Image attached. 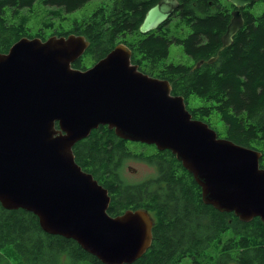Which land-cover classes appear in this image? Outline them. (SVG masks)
<instances>
[{"label": "water", "instance_id": "water-1", "mask_svg": "<svg viewBox=\"0 0 264 264\" xmlns=\"http://www.w3.org/2000/svg\"><path fill=\"white\" fill-rule=\"evenodd\" d=\"M228 1L235 8L221 49L244 26L243 9L258 0ZM179 5L159 0L146 11L140 32L158 28ZM89 45L85 35L71 32L23 36L0 52L2 206L33 212L44 231L75 239L105 264L140 258L152 245L156 216L144 207L111 215L108 188L74 153L78 141L107 125L124 140L170 150L193 174L204 203L264 224L263 151L222 137L195 118L168 79L133 63L124 42L90 67H74Z\"/></svg>", "mask_w": 264, "mask_h": 264}, {"label": "trees", "instance_id": "trees-1", "mask_svg": "<svg viewBox=\"0 0 264 264\" xmlns=\"http://www.w3.org/2000/svg\"><path fill=\"white\" fill-rule=\"evenodd\" d=\"M36 1L57 7L52 12L58 15L59 10L72 12L90 0H0V52H7L23 36L47 38L39 31L29 35L25 16L18 23L13 21L21 9L31 8ZM158 1L101 0L92 13L76 18L70 29L53 34L85 35L90 40L85 52L90 51L95 62L117 43H126L132 49L133 63L146 73L168 79L172 93L185 97L195 118L212 126L211 117L218 113L226 124L225 137L260 149L264 156V8L256 14L249 9L253 4L247 5L244 26L233 43L221 49L235 8L230 1L179 0L167 21L140 32L146 11ZM174 43L182 46L191 63L168 61ZM213 56L217 59L207 62ZM202 59L205 62L195 68ZM73 66L87 68L81 57ZM192 95L198 104L190 105ZM127 143L114 129L100 125L75 144L74 153L83 169L110 191L111 215L148 207L156 216L152 245L130 264H180L187 257L185 264H264L261 218L245 222L234 212L204 203L193 174L167 149L140 155L158 165L156 178L139 184L124 182L119 174L121 159L129 153ZM0 245L10 246L0 252V264L4 257L6 264H105L75 239L44 231L33 212L6 209L1 203Z\"/></svg>", "mask_w": 264, "mask_h": 264}, {"label": "rangeland", "instance_id": "rangeland-1", "mask_svg": "<svg viewBox=\"0 0 264 264\" xmlns=\"http://www.w3.org/2000/svg\"><path fill=\"white\" fill-rule=\"evenodd\" d=\"M101 0H90L82 7L78 8L72 12H66L59 10V14L56 15L52 11L57 10V7L43 4L41 1H36V3L31 8H23L20 11L19 15L14 16L13 21L17 23L22 19L23 16L27 18L25 23L26 32L29 35H35L38 31L44 33L45 37L53 35L54 32L65 31L70 29L73 26L74 20L81 19L83 16L90 14L97 7V4ZM264 8V1L258 0L253 4L249 9L256 14L261 13ZM11 9L8 8V13H11ZM169 62L174 63H191L192 60L189 58L188 54L183 50L180 44H172L170 47V54L168 57ZM81 62L83 66L90 67L94 64L95 60L90 51L85 52L81 57ZM196 96H191L190 105L198 104L194 102ZM202 104V103H200ZM211 124L214 127L220 136L225 137L226 134V124L220 118L218 113H214L211 117ZM142 142L139 141H130L128 142L129 152L126 156L121 159V170L120 178L126 183L130 184H139L150 179L156 178L158 175L157 164L151 161H147L145 158L140 155H148L155 152V148L149 146L150 144L142 147ZM132 153V155H130ZM139 155V156H136ZM134 155V156H133ZM261 164L264 167V156L261 160ZM97 178V177H95ZM34 236H38L37 234ZM10 246L5 247L0 245V252L5 253V251ZM64 258V257H63ZM14 262V258L11 257ZM189 261V258H185L180 264H185ZM7 263V258H2V264ZM236 264V263H229Z\"/></svg>", "mask_w": 264, "mask_h": 264}, {"label": "flooded vegetation", "instance_id": "flooded-vegetation-1", "mask_svg": "<svg viewBox=\"0 0 264 264\" xmlns=\"http://www.w3.org/2000/svg\"><path fill=\"white\" fill-rule=\"evenodd\" d=\"M126 142H130L129 140H125ZM141 145H142V147H144L145 145H147L146 143H141ZM127 146H128V143H127ZM149 146H152V147H154L155 148V152L154 153H152V154H148V155H156L158 152H160V153H162V151H164V150H166V149H164V150H159L155 145H153V144H150ZM168 150V149H167ZM128 152H131V151H128ZM143 154V153H142ZM148 155H146V156H148ZM157 167H158V165H157ZM158 170H159V168H158ZM154 179V178H153ZM151 180V179H150ZM110 192V191H109ZM111 202H112V197H111ZM110 202V203H111ZM141 208V207H140Z\"/></svg>", "mask_w": 264, "mask_h": 264}, {"label": "bare ground", "instance_id": "bare-ground-1", "mask_svg": "<svg viewBox=\"0 0 264 264\" xmlns=\"http://www.w3.org/2000/svg\"><path fill=\"white\" fill-rule=\"evenodd\" d=\"M148 208V207H147Z\"/></svg>", "mask_w": 264, "mask_h": 264}]
</instances>
